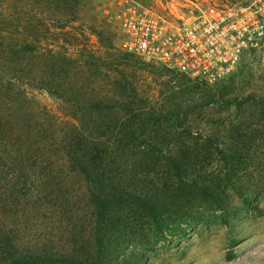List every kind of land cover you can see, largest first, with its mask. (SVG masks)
Returning a JSON list of instances; mask_svg holds the SVG:
<instances>
[{"label": "rangeland", "instance_id": "1", "mask_svg": "<svg viewBox=\"0 0 264 264\" xmlns=\"http://www.w3.org/2000/svg\"><path fill=\"white\" fill-rule=\"evenodd\" d=\"M74 1L69 14L55 1L0 0V235L83 264H264V42L225 81L206 87L119 55L114 13L131 2L162 12L178 0ZM39 24L48 26L46 42L35 35ZM26 40L36 49L24 52ZM47 44L53 57L63 45L69 60L64 99L100 100L116 115L126 102L154 117L168 109L180 114L182 130H158L166 134L154 142L161 153L130 145L114 160L136 175L125 189L167 205L161 235L135 212L102 251L87 239L88 194L82 178L68 172L60 144L70 136L62 115L71 108L35 88ZM173 152L184 158L178 167L185 184L171 177Z\"/></svg>", "mask_w": 264, "mask_h": 264}, {"label": "trees", "instance_id": "2", "mask_svg": "<svg viewBox=\"0 0 264 264\" xmlns=\"http://www.w3.org/2000/svg\"><path fill=\"white\" fill-rule=\"evenodd\" d=\"M50 1H55L53 4L58 2L63 4L69 14L76 3L74 0H68V4L64 0ZM57 29L61 30L62 27H57ZM48 33L49 29L46 24H39L37 31L35 30V35L37 34L39 37L37 39L44 40V42L48 41L46 37L49 36ZM34 40L24 41L21 45L22 50L24 52L35 50L36 45L34 43L36 41ZM49 44L42 49L45 54L42 55V67L35 88L44 91L49 96L60 99L71 108L68 113L69 117L62 115V120L68 126L70 136L62 139L60 144L62 154L67 159L68 166L66 168L68 172L82 178L85 192L88 194L91 219L90 235L87 239L93 246L102 251L104 245H106L104 243L120 236L121 228L123 229L127 224H130L128 222L129 217L134 216L135 212L146 220V224L150 223L154 236L161 235L162 230L167 228L163 218L164 214L170 212L167 205L160 204L159 200L153 199L154 197H147L144 193L125 189L123 184H127L134 178L136 179V175L134 172L120 170V166L117 165L118 163H114V160L120 158L119 154L123 151V148L130 145L145 146L148 154L161 153L160 149H156L154 142H157L158 138L161 139L162 136L165 137L166 134H159L158 130L162 126H166L173 131L182 130L180 114L176 110L168 109L162 111L160 118L154 117L151 113L146 112L145 107L140 105L134 107L131 102H126L123 105V113L116 115L115 113L112 114L114 106L105 104L100 100L82 104L64 99L61 94L64 91V81L67 78L65 63L66 60H69L65 57L63 45L57 47L62 53L57 52L56 56L53 57L51 49L48 48ZM107 49L112 50V48ZM106 55L110 56L109 53ZM119 55L126 59L136 58L127 53H119ZM168 72L173 74L170 71ZM178 77L185 79L181 76ZM123 91H125L124 88ZM205 98L211 99L208 96H205ZM167 155H170L169 152ZM182 158L180 152H173V157L169 156L167 159L171 166V177L177 180L179 184H183V182L185 184L178 167L179 164L183 163ZM19 176L22 175L17 174L18 182L22 180V177L19 180ZM45 177L53 180L56 176L49 173ZM20 184L22 187L24 186L21 181ZM192 185L197 186L196 183H192ZM203 190L202 195L210 196L207 188H203ZM124 238L128 237L124 236ZM0 264L83 263L78 257L71 254L64 255L42 249L33 250L19 247L14 245L8 237L0 235Z\"/></svg>", "mask_w": 264, "mask_h": 264}, {"label": "built area", "instance_id": "3", "mask_svg": "<svg viewBox=\"0 0 264 264\" xmlns=\"http://www.w3.org/2000/svg\"><path fill=\"white\" fill-rule=\"evenodd\" d=\"M110 18L121 51L206 87L264 42V0H178L162 12L131 2Z\"/></svg>", "mask_w": 264, "mask_h": 264}]
</instances>
